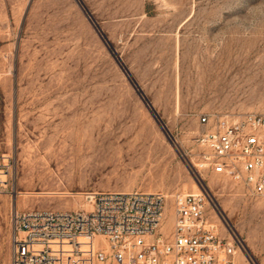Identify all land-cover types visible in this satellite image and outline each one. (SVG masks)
<instances>
[{
	"label": "rangeland",
	"instance_id": "rangeland-1",
	"mask_svg": "<svg viewBox=\"0 0 264 264\" xmlns=\"http://www.w3.org/2000/svg\"><path fill=\"white\" fill-rule=\"evenodd\" d=\"M202 113L264 114V0H0V264L15 212L195 183L264 264V196L188 166Z\"/></svg>",
	"mask_w": 264,
	"mask_h": 264
},
{
	"label": "built area",
	"instance_id": "built-area-1",
	"mask_svg": "<svg viewBox=\"0 0 264 264\" xmlns=\"http://www.w3.org/2000/svg\"><path fill=\"white\" fill-rule=\"evenodd\" d=\"M188 166L264 196V114L202 113ZM75 210L13 216L10 264H242L241 243L208 212L207 191H97ZM170 218H169V216ZM170 219V221L168 220ZM169 221V222H168Z\"/></svg>",
	"mask_w": 264,
	"mask_h": 264
},
{
	"label": "crops",
	"instance_id": "crops-1",
	"mask_svg": "<svg viewBox=\"0 0 264 264\" xmlns=\"http://www.w3.org/2000/svg\"><path fill=\"white\" fill-rule=\"evenodd\" d=\"M186 19L182 20V22H184ZM178 24L176 30L168 32V33H164L165 35H163V37H160L159 40L162 41L164 40L166 42L167 47L172 48L173 52L175 50H177V52L172 53V55L170 56V58L165 59V60H170V62H175L176 60H178V55L180 53V39H178V36L176 34L180 33V27L182 24ZM180 36V35H179ZM154 44V43H153ZM178 48H179V52H178Z\"/></svg>",
	"mask_w": 264,
	"mask_h": 264
},
{
	"label": "bare ground",
	"instance_id": "bare-ground-1",
	"mask_svg": "<svg viewBox=\"0 0 264 264\" xmlns=\"http://www.w3.org/2000/svg\"><path fill=\"white\" fill-rule=\"evenodd\" d=\"M193 182V181H192ZM194 188H196V190H197V192L200 190V187L195 183L194 184ZM195 190V189H194ZM85 204V203H84ZM207 204L210 206L211 205V203H210V201L208 200V202H207ZM80 207V206H79ZM219 221V220H218ZM221 225V224H220ZM222 226V225H221ZM222 228V227H221ZM241 258V257H240ZM241 260V259H240ZM243 263V262H242Z\"/></svg>",
	"mask_w": 264,
	"mask_h": 264
}]
</instances>
